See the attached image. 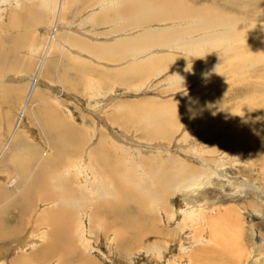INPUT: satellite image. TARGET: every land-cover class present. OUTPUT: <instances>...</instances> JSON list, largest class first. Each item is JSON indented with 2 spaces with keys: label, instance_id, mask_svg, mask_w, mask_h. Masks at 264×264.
<instances>
[{
  "label": "rangeland",
  "instance_id": "rangeland-1",
  "mask_svg": "<svg viewBox=\"0 0 264 264\" xmlns=\"http://www.w3.org/2000/svg\"><path fill=\"white\" fill-rule=\"evenodd\" d=\"M17 1L0 0V181L6 182L11 170L10 164L3 163L8 158L5 156L16 152L15 149L23 150L24 154L36 153L28 157L29 166H33L32 160L38 156L50 158L52 154L53 157L49 151L50 139L45 128L48 123L45 125V121L60 120L66 125L63 133L72 122L77 132L75 140L70 136L63 141L70 146L80 141L83 145L86 140L88 143L92 141L91 157H96L94 169L97 167L105 179L114 178L108 174L112 173V168L106 170L96 153L104 151V154H110L108 159L111 158L109 162L113 163L111 155L114 150L107 146L109 143L106 139L100 137L102 133L141 151L137 152L140 155L135 159V183L124 179L122 175L118 182L127 190L125 187L119 189L118 185L116 187L122 193L118 194L117 191V195L112 194L113 187H109V195L104 194L100 198L92 197L91 193V199L86 200L88 205L82 209L77 205L76 216L80 214L79 217L73 216L72 219V214L69 215L74 245L80 251L84 250V254L90 255L93 264H264V0L246 2L245 8L249 12L246 14L245 10L229 8L230 0H217V9L212 7L210 12L225 15L224 18L202 24L191 21L192 26L186 27V24L175 36L167 39L168 42L174 37V42H169L166 49H153L154 46L143 40L138 41L139 45L135 41V45H138L136 51L141 49V55L131 52L125 56L127 59L119 50L112 51L114 57L107 55L111 46L117 44L115 42L127 41V37L108 41L115 31L105 37L103 33L106 28L109 30L112 27L97 25L96 19L91 21L92 25L87 24V12H93L89 7L80 11V14L76 7L67 11L64 16V25L67 26L64 30L60 27L57 34L51 35V31H46L44 22L33 23L25 39H19V45L6 48L8 41L13 43L10 35L13 33V37H16L14 31L19 33L27 28L18 22L17 6L21 3ZM186 1L200 7L195 0ZM219 1L225 2L221 5ZM96 12L97 9L94 14ZM169 19L166 20L176 21L175 18ZM183 21L177 25L162 24L158 27L153 22H147L140 31L154 27L178 29L185 24ZM69 32L78 39V42H70L76 49L72 47L70 50L66 45L69 43ZM81 42L83 48L77 44ZM96 45L102 46L100 51L95 50ZM5 49L6 53L3 54ZM43 60L51 66L47 68L48 74L38 78L40 82L37 88L40 92L28 103L23 125L27 132L23 138L20 131L16 134L13 130L17 127V118L23 114L28 84L34 76H38L32 71L33 63ZM17 89L19 93H16ZM139 104H143L146 111L150 108L147 111L150 115L158 114L160 122L169 119L162 129L165 132L152 133V129L160 128V122L152 126V117L146 111L139 116ZM207 110L214 111L216 116L210 119ZM157 120H153V124ZM188 137L193 140H187ZM12 138L17 141L16 148L3 154L2 147L13 143ZM19 155L23 154L17 153L16 157L19 158ZM169 164L178 170V177L173 180L167 171L162 172L167 168L172 172ZM52 167L60 169L58 164ZM85 179L82 181L93 183L89 173ZM107 181L113 186L111 181ZM132 195L135 197L130 198ZM12 198L0 201V233L5 234L1 233L0 247L12 241L17 244H11L5 250L6 253H0V264L1 261L5 264H22L26 261L40 264L32 261L33 258L21 257L36 252L34 250L41 247L42 243L37 242L33 248H18L20 234L10 233L19 228L16 213L23 212L27 206L17 201L16 194ZM50 201L33 199L31 203L34 209L25 216L24 223L49 213L43 211L42 214V209L51 206ZM8 202H12V207H8L3 217L1 210L10 204ZM60 207L61 203L57 209ZM98 209L102 211L98 212ZM122 211L130 214L128 217L125 214L123 216ZM120 212L123 219H132L129 225L127 221H122ZM7 229L11 230L7 232ZM47 230H50L46 228V237L49 239ZM136 232L138 234L135 237ZM219 234L229 241L235 238L236 243L232 241L226 246L221 238L218 239L219 244L216 243L213 238ZM131 236L135 239L131 238L134 244H124L125 249L122 251L120 246L117 249V241H129L128 237ZM20 253L24 254L18 256ZM71 260L66 264L80 263L77 262L78 258L73 260L75 262ZM45 261L41 264H58L57 261Z\"/></svg>",
  "mask_w": 264,
  "mask_h": 264
},
{
  "label": "bare ground",
  "instance_id": "bare-ground-1",
  "mask_svg": "<svg viewBox=\"0 0 264 264\" xmlns=\"http://www.w3.org/2000/svg\"><path fill=\"white\" fill-rule=\"evenodd\" d=\"M75 1L76 0H26V1H23V2H21V0L17 1V3H19V2L21 3V4H19L20 6L19 5L17 6L18 7V10H17L18 22L20 24H22V25H25L27 28H26L25 31L19 32V33L17 31H14L16 33V37L15 36L13 37V33H12V35H10L11 36L10 40L13 43L10 42L11 43L10 44L9 41H8V45L6 44L7 45L6 48L12 47V45L14 47L19 45L18 44L19 39L24 38L26 36L27 30L30 29V27H31L30 25H32L33 23L36 24L37 22H44V25H46V27H47V28L45 27L46 31L47 30H49V32L51 31V35L53 33L57 34V30L60 27H61V29L63 28V30H64V27L67 26V25H64V21H66L64 16L67 13V11L73 10V9H75V7H76V9L78 11V14H80V11L86 9L87 7H89V9L93 10L92 14L87 12V20H85V22H88L87 24L92 25L91 21L93 19H96L95 20V24L101 25L102 27H107V26L112 27L109 30H107V28H106L105 32L103 33V35H105V37H106L107 35H111L115 31V34H113L112 37L108 39V41L109 40L110 41L111 40L114 41L118 37H122V38L127 37V39H126L127 41H124V42H121V43L118 42V41L115 42L117 44L114 45V46H111L112 48H110V51L107 54L110 57H114V53L112 51L113 50L114 51L115 50H119L121 55L124 58H125V56H129L131 52L132 53H136V55H138V56L141 55L140 54L141 51H142L141 49H139V52L136 51V48L138 47L139 43L141 42L140 40H143V41L147 42L148 44L154 46L155 48H153V49H166L169 46V42H171L174 39V37L168 42H167V39L169 37L175 36V34H177V32H179V31H181L183 29V27L186 26V24H188L186 27H190V26H192L191 23H201V24L202 23H208L210 21H213V20H216V19H221V18L225 17V15L218 14V13H211L210 12L212 10V7L216 8L215 4H218L217 0H195V1L198 2V5L200 7H196L193 4H191L190 2H187L186 0H78L77 2H75ZM223 2H225V1H223ZM223 2L219 1V3H222L221 5H223ZM246 2H249V0H230V2L228 1V3L230 4L229 8H236L238 10H245L246 12L242 11V13L245 12V14L248 12V9L245 8ZM74 3H76V4L74 5ZM226 4H227V2H226ZM226 6H225V8H226ZM96 9H97V12L94 14ZM196 11H198V12H196ZM236 15H238V14H236ZM169 18H172V19L175 18L176 21L169 22V21L166 20V19H169ZM181 20L182 21L184 20L183 22L185 24H183L178 29H174V28H171V29H169V28H167V29H159V28H156V27H158L159 25H162V24L163 25H168V24H171V25H175L176 24L177 25L178 23L182 22ZM208 20H210V21H208ZM147 22L148 23L153 22L157 26L152 28L151 30H146V31L142 30V31H140V29H142V25L146 24ZM221 22H223V21H219L218 23H221ZM44 25H42V26H44ZM135 25H137V26H135ZM254 25H256V24H254ZM75 26L77 27V24H75ZM206 26H208V25H206ZM67 30L69 31L68 27H67ZM68 35L69 36H68V40L67 41L69 43L66 42L67 43L66 45L71 50L74 45L73 46L70 45V42H72V43H73V41H77L78 42V39H77V37L72 36L70 34V32H69ZM211 37H213V36H211ZM135 41H137L136 43H138V45H135ZM138 41H140V42H138ZM86 42H88V41H86ZM173 42H174V40H173ZM77 44L82 46V48H83V43L82 42L81 43H77ZM174 45H176V44H174ZM89 46H91V45H89ZM94 47H96L95 50L100 51L102 46L96 45ZM173 47H176V46H173ZM73 49H76V48L73 47ZM6 50L7 49L3 50V54H4V52ZM46 50H48V49H46ZM46 52H48V51H46ZM44 55H45V53H44ZM133 57L135 58V55ZM127 58H125V59H127ZM43 59L45 60V58H43ZM44 60H43V62L37 61L36 63H33V70L32 69L31 70L34 71L35 74H37L38 76H36L37 79L34 76L33 79H31V82L28 84V90L26 91V95H25L26 99H25V102H24L25 105H24L23 114L20 115L17 118V122H16L17 127L15 126L14 130H13V131H15L16 134H17L18 131H20V133L22 134L23 138H25L26 132H27V130L24 131L23 125H24V114H25V112H26V110H27V108L29 106L28 103L32 99H34V97L37 96V94L40 92V90H38V88H37L38 82H40L38 80V78L42 77V76H45V74H48L49 72H48L47 68L51 66V64L46 65ZM30 67H31V65L29 66V68ZM34 67H36V68H34ZM126 69H128V68H126ZM126 69H124V70H126ZM98 83H100V82H98ZM104 83H105V81H104ZM101 84H102V82H101ZM85 87H86V85H85ZM18 91H19V89H17L16 93L20 92V91L19 92ZM36 98H35V100H36ZM139 105L140 106H138L137 110H138V114L140 116L141 114L145 113L146 110L143 109V108H145V107H142L143 104H139ZM215 105H216V103H215ZM149 109L147 111H149ZM223 109H225V108H223ZM147 111H146V113H148ZM200 111H201V107H200ZM208 112H210V111H208ZM27 113H28V110H27L26 114ZM113 116H115V114ZM150 116L152 117L151 118L152 126L155 125V124L158 125V123L160 122L159 115L155 114V115L152 116V114H151ZM213 116H216V114H214V111L209 113V118L213 117ZM224 118H223V120H224ZM155 119H158V120H157L156 123L153 124V122H154L153 120H155ZM41 120H43V119H41ZM68 121H70V120H68ZM139 122H141V121H139ZM205 122H207V121L205 120ZM46 123H48V124L46 125ZM146 123H148V122H146ZM165 123H169V119L167 121L165 120V122L161 121L160 122V128H156L155 129L153 127L154 129H152L153 130L152 133L161 134V133L165 132V131H162L163 127L166 126V125H164ZM66 124H67V122H66ZM45 125H46L45 128H46V131H47V137L50 139L49 146H51L50 148H52V151H51L50 148H49V151L53 153V157H51L52 154L49 155V153H48V155H49L50 158H46L47 157L46 155L44 156L45 158H43V157L39 158V156L37 158L36 157L37 155H36L35 156L36 158H33V160H32V165L33 166H29L28 165L29 164L28 157L31 156V155H35L36 153L35 152H32V153L26 152L24 154V152H22L23 150L15 149L16 148V143H17L16 139H18L15 135L14 136L16 137V139L12 138V141H13V143L11 142L12 144L9 142L8 146H4V148L2 147L3 154L8 153V151H10L12 149H15L18 154H23V155H19V158H17L16 157L17 153L13 151L10 154V156H5V157H8V158L3 162V163H7L8 165L10 164V169L11 170L7 174L9 176L8 177L6 176L7 177L6 182H4L3 180L0 181L1 182L0 183V201H1V199H6V200L10 199V197L12 198V196L16 194L18 196L17 201L24 203V205H27L26 206V210L28 211V212H26V210H24L21 213H16L17 217H18L17 226H19V228L14 229L10 233L14 232L16 234L18 232L20 234L19 237H21V238L19 240V244L17 245L18 248L19 247L30 248L33 245H36L37 242L42 243V245H40L41 247H39V248L36 247V249L34 250L36 252H31V253H29L27 255L26 254L23 255L24 253L23 254H21V253L18 254V256L23 255L21 258H25V259H32L33 258L32 261H36L37 263L40 262V264L42 262H44L45 260H46L45 263L49 262V261H54V263H55V261H57L58 264L59 263L60 264H66V263H69L71 259H72L71 260L72 262H75L77 260V258H78L79 261H77V262H80L79 264H93L94 262L91 259L90 255L84 254V252H83L84 250L80 251L74 245V242L72 240V234L70 233L71 232V227H73V225L70 224L71 221H68L69 215L72 214V219H73V216L75 218L79 217L80 214L78 216H76L77 213H78V206H79L80 209H82L81 207H84V206L88 205V204H86V203H88V201H86V200L87 199H91L90 198L91 197L90 196L91 193H92V197H94V196H98V197L100 196L101 197V195L103 196L104 194L105 195L106 194L109 195V192H110L109 187L110 188L113 187V189H111V190H113L112 194L114 193V195H117V191L119 192L120 191L119 189H121L122 187H125L124 185L121 187L122 183L118 182V181H120L119 180L120 176L123 175L125 177L124 179H126V180L130 179L132 182L135 181V178H136L135 174L137 172L136 171L137 168H136V160L135 159H136V157L138 155H140L137 152L141 153V151H136L137 149L135 150L132 146H129L126 143L124 144L122 142H119L117 139H114V137L111 136L110 134H109L110 136H107L108 134L105 136V133H102V135H100V137L102 139H106V141L109 143V145H107V146L108 147L110 146L111 149L114 150L113 155H111L113 160H114L113 163L109 162V161H111V158H110V160L108 159V156L110 155L109 153H108L109 155H106V154H104V151H103V153H101V152L100 153L99 152L96 153L95 152L97 155L99 154L98 155L99 161H103L106 170L109 171V170H111L110 168H112V173H108V174H109V177H110V175H113L114 178L105 179V177L100 174L101 172H100V170H98L97 167H95V169H94L93 162L96 159V157L95 156L91 157V155H92L91 154L92 153L91 150L92 149H90L91 148L90 145H91L92 141L90 142L89 139H88V141L90 143H88L87 140H86L84 142L85 143L84 145L80 141L79 144L77 143V144H75L73 146H70L69 144H67V143H65L63 141L64 139H66V138H68L70 136H71L70 137L71 139L75 140L74 135H76L77 132H75V127H74L72 122L69 123L70 126H68L67 130L64 131V133H63V130H64L66 125H63V123H61L60 120L58 121L57 119H54V121H52V122L47 120V121H45ZM150 125L151 124H149V126ZM73 131H74L75 134H73ZM116 140H117L118 143L116 142ZM187 140L192 141L193 139H190L188 137ZM92 144H93V142H92ZM9 146H10V148H9ZM105 148H107V147H105ZM23 149H26V148H23ZM109 150H110V148H109ZM62 151H64V152H62ZM55 154H59L60 156L59 155L56 156ZM145 158H142V159H145ZM148 160H151V158L148 159ZM0 161H2V159ZM17 161H19V163L16 164ZM109 163L112 164V165H110ZM147 163H149V162H147ZM53 164H58L60 166V169L59 170H55L52 167ZM90 165H91V167H90ZM100 165H102V164H100ZM185 165H187V164H185ZM169 166H171L172 172H170V170H171L170 168L169 169L167 168L165 171H162V172L166 173V171H167L170 174L169 177L172 178V180H173L174 178L178 177V174H177L178 170H176V168L174 170V165H172V164L171 165L169 164ZM175 167H176V165H175ZM185 170H186V168H185ZM67 173H68V175H67ZM87 173L90 174L91 179L93 180V183H91V184L82 181L87 176ZM162 177H159V178H162ZM163 179H164V177H163ZM86 180L87 179H85L84 181H86ZM107 180L111 181L110 183H113V186L111 184H109V182ZM150 180H152V179H150ZM154 180H156V178ZM106 182L110 186H108ZM151 182H153V181H151ZM127 183H128V181H127ZM133 183H135V182H133ZM87 185H88V187H87ZM116 186H118V188L119 187L120 188L118 189ZM125 188L127 190V187H125ZM108 189H109V191H108ZM120 193H122V192H119L118 194H120ZM134 197L135 196L132 195L130 198H134ZM128 198H129V196H128ZM33 199H43V200L47 199V201L51 200L50 201L52 203L51 206H47L46 208L42 209V214H44L43 211L44 212H49V213H47L45 215H39L37 217L34 216L35 218H32L30 221H27L26 223H24L25 216L28 213L31 212V209H34V205L31 203V201ZM128 201H130V200H128ZM118 202H119V200H118ZM8 203H10V202H8ZM59 203H61V207L57 209V205ZM140 203L142 204L143 202H140ZM2 204H4V203H2ZM8 205L3 206V210H1V212H2L1 214H2L3 217H4L5 213H6V211L8 210V207H9V209L12 207L11 206L12 202L10 204H8ZM114 206H115V204H113V207ZM116 206H119V205H116ZM98 208H99V206H98ZM103 208H101V209H103ZM105 208H107V207H105ZM119 208H120V206H119ZM22 209L23 208H21V210ZM40 209H39V211H41ZM101 209H98V212ZM114 209H116V207ZM121 209H122V206H121ZM117 210H118L117 212L120 211V209H118V208H117ZM39 211H38V214H39ZM110 211H112V210H110ZM113 212H110V213H113ZM124 212H123V216L125 214V216L128 217L127 215H128L129 212L127 214L124 213ZM83 213H84V211H83ZM92 213L93 212H91V214ZM135 213L137 214L136 211H135ZM33 214H31V216ZM93 214H95V213H93ZM119 214H121V212ZM201 214L202 213L200 212V215ZM137 215H140V214H137ZM49 216H50V218L48 219ZM100 216L101 215H99L98 217H100ZM106 216H107V214H106ZM108 216H110V215H108ZM114 216H115V213H114ZM117 216H118V214H117ZM92 217H93V219L96 218L94 216H92ZM120 217L122 218V214H121ZM131 218H132V215H131L130 219ZM219 218H221V217H219ZM219 218H217V219H219ZM115 219H117V218H115ZM227 220H228V218H227ZM100 221H102V220H100ZM112 221H114V219ZM122 221H127V220L122 218ZM131 221H132V219H131ZM131 221H127V223L126 222L125 223L129 225L128 222L131 223ZM118 222H119V220H118ZM101 223H103V221ZM113 224H115V223H113ZM126 224H123V225H126ZM229 224L231 225L230 222H229ZM119 225H120V223H119ZM211 225H213V224H211ZM230 225H228V226H230ZM133 226H134V224H133ZM133 226H132V228H133ZM4 227H5V225H4ZM24 228H25V231L23 232ZM46 228H48L50 230V231L47 230L48 231V235H50L49 239H47L48 237H46ZM110 228H111V226H110ZM116 228H117V225H116ZM132 228L130 230H133ZM114 229H115V227L113 228V230ZM117 229L119 230V227ZM141 229H143V228H141ZM145 229H147V228H145ZM0 230H1V228H0ZM9 230H11V229H7V232H9ZM77 230H78V228H77ZM122 230H123V228H122ZM135 230H137V228ZM150 230H151V228H150ZM214 230H215V227H214ZM225 230L226 229H224V231ZM109 231L112 233L111 230H108V232ZM127 231H128V229H127ZM147 231H149V230H147ZM152 231H153V229L150 232H152ZM155 231H157V230H155ZM220 231H222V230H219V232ZM138 232L135 233V237H136V234H138ZM1 233H0V238L2 237V235H5L3 233L1 235ZM113 233H116V232L113 231ZM209 233L211 234V232H209ZM116 234H118V232ZM120 236L122 237V234ZM126 236L127 235H125V237ZM222 236H224V235L217 236V237H215L213 239L217 243L218 239L221 238L222 241H223V244L226 245V246H229L232 241H234L236 243V239L235 238H234V240L229 241V240H226L225 238H223ZM132 237L133 236L128 237V238H130V240L129 239H125V240H129V241H122L121 240V241H117V243L115 242L117 244V249L120 246L119 247L120 250L121 251L124 250L125 249V247H124L125 245L124 244H126V243H131V245H132V243H133V241H131ZM118 239H116V240H118ZM133 239H134V237H133ZM77 240H79V239H77ZM134 241H135V239H134ZM11 244L16 245L17 243L12 241V243H9V245H4L3 247H0V248H2V249H0V253L3 254V252H5V250L7 251V249L9 247H11ZM135 244H136V242H135ZM218 244H219V242H218ZM207 245H208V242H207ZM216 247H217V245H216ZM120 250H118V251H120ZM202 250H204V249H202ZM209 250H212V249H209ZM214 252H216V251H214ZM5 253H4V255H5ZM211 253H212V251H211ZM228 253H230V252H228ZM207 254H209V253H207ZM231 255H233V253ZM189 256H190V254H189ZM204 258H205V256H204ZM74 259H76V260L73 261ZM18 260H19V257H18L17 261ZM202 262H204V261H202ZM1 264H5V262L1 261ZM22 264H33V263H31L30 261H26V262H23Z\"/></svg>",
  "mask_w": 264,
  "mask_h": 264
}]
</instances>
